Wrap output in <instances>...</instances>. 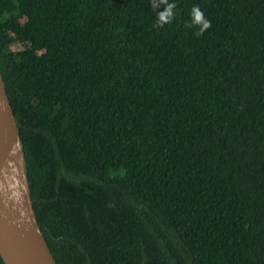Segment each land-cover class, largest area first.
Returning <instances> with one entry per match:
<instances>
[{
  "label": "trees",
  "instance_id": "16d2710c",
  "mask_svg": "<svg viewBox=\"0 0 264 264\" xmlns=\"http://www.w3.org/2000/svg\"><path fill=\"white\" fill-rule=\"evenodd\" d=\"M0 72L59 264H264V0H0Z\"/></svg>",
  "mask_w": 264,
  "mask_h": 264
},
{
  "label": "water",
  "instance_id": "95a60500",
  "mask_svg": "<svg viewBox=\"0 0 264 264\" xmlns=\"http://www.w3.org/2000/svg\"><path fill=\"white\" fill-rule=\"evenodd\" d=\"M18 120L0 72V255L5 264H59L39 222Z\"/></svg>",
  "mask_w": 264,
  "mask_h": 264
},
{
  "label": "clouds",
  "instance_id": "9594fccd",
  "mask_svg": "<svg viewBox=\"0 0 264 264\" xmlns=\"http://www.w3.org/2000/svg\"><path fill=\"white\" fill-rule=\"evenodd\" d=\"M174 7V5H168L167 8L165 9L164 12L159 14V18L157 23L158 24H163L165 22H168L170 20V18L172 17V11L171 9ZM192 24L193 25H198L199 26V31H198V35L203 34V32L205 30H207L208 28L211 27V22L208 21L205 17L203 12L198 8H193L192 10Z\"/></svg>",
  "mask_w": 264,
  "mask_h": 264
}]
</instances>
